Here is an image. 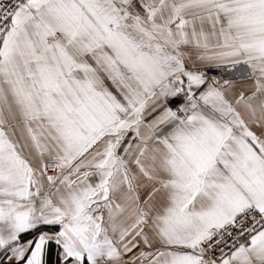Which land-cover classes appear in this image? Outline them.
<instances>
[{"label": "snow or ice", "instance_id": "6c2138e0", "mask_svg": "<svg viewBox=\"0 0 264 264\" xmlns=\"http://www.w3.org/2000/svg\"><path fill=\"white\" fill-rule=\"evenodd\" d=\"M0 264H264V0H0Z\"/></svg>", "mask_w": 264, "mask_h": 264}]
</instances>
